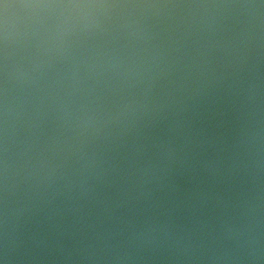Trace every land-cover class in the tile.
<instances>
[{"label": "water", "instance_id": "1", "mask_svg": "<svg viewBox=\"0 0 264 264\" xmlns=\"http://www.w3.org/2000/svg\"><path fill=\"white\" fill-rule=\"evenodd\" d=\"M0 264H264V0H0Z\"/></svg>", "mask_w": 264, "mask_h": 264}]
</instances>
